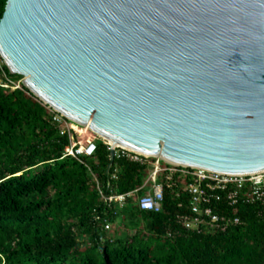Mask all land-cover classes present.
<instances>
[{
  "label": "water",
  "instance_id": "95a60500",
  "mask_svg": "<svg viewBox=\"0 0 264 264\" xmlns=\"http://www.w3.org/2000/svg\"><path fill=\"white\" fill-rule=\"evenodd\" d=\"M0 56L44 104L115 146L264 171V0H7Z\"/></svg>",
  "mask_w": 264,
  "mask_h": 264
},
{
  "label": "trees",
  "instance_id": "16d2710c",
  "mask_svg": "<svg viewBox=\"0 0 264 264\" xmlns=\"http://www.w3.org/2000/svg\"><path fill=\"white\" fill-rule=\"evenodd\" d=\"M6 3L0 0V20ZM0 75L23 79L3 60ZM22 86L0 85V264H264V222L254 206L242 207L245 224L227 233L168 237V229L182 230L172 193L161 212L141 210L137 195L123 207L109 203L95 177L105 195L126 194L143 185L147 167L116 157L108 175L102 140L92 157L64 156L69 134Z\"/></svg>",
  "mask_w": 264,
  "mask_h": 264
},
{
  "label": "built area",
  "instance_id": "2783aa9c",
  "mask_svg": "<svg viewBox=\"0 0 264 264\" xmlns=\"http://www.w3.org/2000/svg\"><path fill=\"white\" fill-rule=\"evenodd\" d=\"M0 58V64L2 63ZM23 80V79H22ZM17 82H9L0 75V85L12 90L22 88ZM44 104V103H43ZM52 115V122L60 134H69L71 144L64 156L83 160L92 157L97 150V141L102 140L111 151L109 141L96 135V138L83 144L74 142L75 126L81 127L44 104ZM126 158L131 162L147 167V175L142 186L126 194L105 195L98 178L95 180L101 195L109 202H118L121 207L127 199L137 195L141 210L161 212L167 192L172 193L181 212L175 215L177 227L182 230H167L168 237L189 232L192 234H224L231 228L242 226L245 220L241 208L254 206L256 217L264 222V171L253 174H231L202 168L173 165L163 162L158 157H149L121 146H115V158ZM112 178H117L113 175ZM142 194H139L142 192ZM227 211V212H226ZM105 230L110 231L112 224L105 221Z\"/></svg>",
  "mask_w": 264,
  "mask_h": 264
},
{
  "label": "rangeland",
  "instance_id": "374dc122",
  "mask_svg": "<svg viewBox=\"0 0 264 264\" xmlns=\"http://www.w3.org/2000/svg\"><path fill=\"white\" fill-rule=\"evenodd\" d=\"M16 82L18 84H20L21 80L16 81ZM74 132H75V140H74V142H76V143L82 142L83 144H85L88 141H90L91 139L97 137L96 134L91 132L87 127H80L77 130H75ZM112 228H113V226H112ZM112 228H111V230H112Z\"/></svg>",
  "mask_w": 264,
  "mask_h": 264
},
{
  "label": "bare ground",
  "instance_id": "6f19581e",
  "mask_svg": "<svg viewBox=\"0 0 264 264\" xmlns=\"http://www.w3.org/2000/svg\"><path fill=\"white\" fill-rule=\"evenodd\" d=\"M78 128H80V127H77V126H75V129L77 130ZM92 140V139H91Z\"/></svg>",
  "mask_w": 264,
  "mask_h": 264
}]
</instances>
